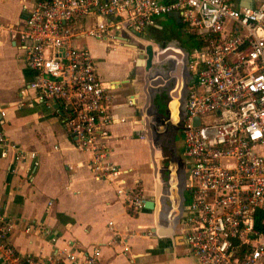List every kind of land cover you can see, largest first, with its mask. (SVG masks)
<instances>
[{"label":"built area","instance_id":"1","mask_svg":"<svg viewBox=\"0 0 264 264\" xmlns=\"http://www.w3.org/2000/svg\"><path fill=\"white\" fill-rule=\"evenodd\" d=\"M242 2L33 0L30 7L23 4L22 24L0 22V35L6 31L23 53L31 72L27 87L35 100L58 102L74 147L90 151L94 178L107 181L122 174L109 159L113 96L97 74L94 57L74 40L90 37L107 45L131 41L171 12L178 13L185 35L209 37L207 45L181 57L185 74L177 107L184 185L190 194L180 224L197 264H264V0L249 7ZM91 18L95 21L85 25ZM5 117L0 108V157L10 156L16 164L34 159V152L6 135ZM124 199L134 213L144 208L143 198L133 191ZM17 228L0 214L2 264H61L60 254L16 251L7 238ZM22 229L29 233L32 224ZM36 229L51 234L41 226ZM50 240L55 243L56 238ZM100 255V248L92 247L67 252L64 258L101 264Z\"/></svg>","mask_w":264,"mask_h":264},{"label":"crops","instance_id":"2","mask_svg":"<svg viewBox=\"0 0 264 264\" xmlns=\"http://www.w3.org/2000/svg\"><path fill=\"white\" fill-rule=\"evenodd\" d=\"M249 1L255 4L258 0ZM32 3L33 0H0V22L22 24L26 15L23 4L30 7ZM94 21L91 18L84 24ZM159 23L160 17L155 27ZM74 44L89 50L99 78L113 96L108 108L115 119L109 131V159L122 174L112 181L94 178L89 165L90 151L74 147L58 102L44 104L35 100L27 87L31 72L23 53L4 31L0 35V108L6 111L3 129L9 139L35 153L34 159L18 164L10 156L0 157V214L18 225L7 242L23 254L39 250L46 256L60 254L61 264H81L80 259H65V253L89 251L92 247L100 248L101 264H197L180 224L189 201L184 185L187 171L184 170L186 178L182 182L178 179L175 186L177 205L172 206L170 201L173 186L163 183L156 196L157 179L144 131V119L153 113L149 108L156 107L162 117L160 101L166 108L170 97L165 100L166 95L162 98L149 86V108L142 111L146 74L136 65L138 51L134 44L118 41L107 45L90 37L77 38ZM160 62L155 61L152 70ZM163 90L169 95L170 89ZM128 98L134 100L133 104L127 102ZM117 189L122 193H117ZM128 191L139 194L143 200H154L156 209L143 208L134 213L124 199ZM171 209L173 232L158 234L156 224L169 226ZM29 223L32 230L25 233L22 228ZM38 226L51 234L39 232ZM51 236L56 238L55 243Z\"/></svg>","mask_w":264,"mask_h":264},{"label":"water","instance_id":"3","mask_svg":"<svg viewBox=\"0 0 264 264\" xmlns=\"http://www.w3.org/2000/svg\"><path fill=\"white\" fill-rule=\"evenodd\" d=\"M242 6H251V3L249 0H243L242 2ZM169 17L173 18L177 23L180 22V18L178 16L177 12H171L168 14ZM138 36L140 35L139 33L137 34ZM135 49H137L138 53H137V59H136V65L140 66L143 68L144 72H145V85L143 88V91L146 95V101H145V105L142 108V111L145 112V110L147 108H149V86L153 87V88H158L159 86L164 85L165 80H163V76L162 77H157L156 76H151V70L153 68V64L155 61H163L165 60L166 57H168L169 55H167V52H171L170 49H164V48H160L159 53H157L154 48L152 43H148L146 44L143 48H139L137 45L133 46ZM176 58L178 59V61H176L175 63V68L173 69L172 72H170V75L173 76V79H175L176 84L174 87H172L170 89L169 92V97H170V101L168 103V109L170 110L169 113L167 114V116H169L170 119H173V115H172V102L173 99L175 98H179L180 95V89L182 87V62H181V57L182 55H180V53L175 55ZM160 114V113H159ZM158 112L154 111L152 114H149L150 116L146 117L144 119V131L146 134V137L148 138V143H149V148H150V157H151V166L153 169V175L154 177L157 179L156 183H155V195L158 196L161 190V185L163 183H165L166 185H170L173 186L171 187V192H172V196L170 197V201L172 202V206L177 205V196H176V184L178 183V177H177V154L174 148V138L177 134L176 130L177 127L175 125V127H173L171 130V128L169 127H165V122L161 115H159ZM177 115V114H176ZM163 116V115H162ZM165 117V116H164ZM166 118V117H165ZM199 119L195 118L194 119V123L198 124ZM177 123V116H176V120H175V124ZM153 124L154 127H152ZM150 127L152 128V130H156V132L158 133H163L165 131H168V137L165 139L166 140V145H165V140H163L160 144H159V148H162V146H166L165 149L169 155L168 159L169 161L165 162L166 159L164 158L161 162H160V167H161V171L159 172V164L157 163V158L155 156L156 153V146H155V142L153 139V133L150 130ZM154 128V129H153ZM154 130V131H155ZM175 130V132H174ZM174 133V134H173ZM167 164V166H166ZM167 169L169 170V173L166 175V180L165 182L162 179L163 176V169ZM144 208L146 209H151L154 210L156 209V205L154 200H144ZM173 214L174 211L173 209H171L169 216H168V224L169 226H163V225H158L157 226V233L158 234H167V233H172V224L174 223V219H173ZM159 222V216H156V223Z\"/></svg>","mask_w":264,"mask_h":264},{"label":"rangeland","instance_id":"4","mask_svg":"<svg viewBox=\"0 0 264 264\" xmlns=\"http://www.w3.org/2000/svg\"><path fill=\"white\" fill-rule=\"evenodd\" d=\"M186 41V35L185 33L181 32V28L177 26V24L174 22V20L169 17L168 15H162L160 17V23L158 24L157 27H151L148 29L143 30L140 35L138 36V38H133L131 41L129 40L128 43L129 44H134L137 45L139 48H143L146 44L148 43H152L154 50L159 53L160 48H164V49H170L171 52H167V55L169 56H175L177 53L180 55H186L187 50L186 47L188 45V43L185 42ZM176 61H178V59L175 57L174 59H170V58H166L165 60L161 61L160 64H158L157 66H155V68L152 70L151 72V76L156 74L157 72H159L163 78H165V83L162 86H159V88H154L155 90H157L158 93L162 94V98L166 95L165 100L168 98V92L164 93L165 91L163 89H171L172 87H174L175 85V79H173V76L170 75V72L173 71V69L175 68V63ZM182 73L183 75L185 74V71H183V67H182ZM160 112L162 113V118L165 119V127H170L171 130H173L172 128L177 127L176 132V136L174 138V148L177 154V175H178V179L180 182H182V180L184 178H186V175H184V169H183V165L185 162V159L182 155V136L180 135L179 132V128L178 125L175 124V120H176V114H177V107H178V102L179 100L177 98L173 99L172 102V115H173V119H169V116H167V114L169 113L170 110H165V103L160 101ZM155 108L153 106V108H149V111L154 112ZM158 112V111H157ZM166 118H165V117ZM174 130V132H175ZM153 139L156 145V148H159V144L165 140L168 137V131H165L163 133H158L156 131H153ZM174 134V133H173ZM166 140H165V145H166ZM162 146V148L157 149V153L155 154L156 158H157V163L159 164V168L161 170L160 167V158L164 159V157H167V151L165 149L166 146ZM161 150V151H160ZM160 153V155H159ZM162 153V155H161ZM169 161V159L167 158L165 162ZM167 166V164H166ZM162 179L165 182L166 180V175L169 173V170H167L166 168L162 170ZM188 195L190 196V194L188 193Z\"/></svg>","mask_w":264,"mask_h":264},{"label":"trees","instance_id":"5","mask_svg":"<svg viewBox=\"0 0 264 264\" xmlns=\"http://www.w3.org/2000/svg\"><path fill=\"white\" fill-rule=\"evenodd\" d=\"M174 22L178 27L181 26L180 22L177 23L175 20ZM185 42L188 43V45L185 46L186 50L187 52H190L193 48H201L204 45H207V43L209 42V37H197L195 34H186Z\"/></svg>","mask_w":264,"mask_h":264},{"label":"flooded vegetation","instance_id":"6","mask_svg":"<svg viewBox=\"0 0 264 264\" xmlns=\"http://www.w3.org/2000/svg\"><path fill=\"white\" fill-rule=\"evenodd\" d=\"M157 75V77L159 78V77H162V75L159 73V72H157L156 74H154L153 76H156ZM177 124V123H176Z\"/></svg>","mask_w":264,"mask_h":264}]
</instances>
